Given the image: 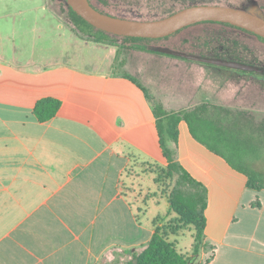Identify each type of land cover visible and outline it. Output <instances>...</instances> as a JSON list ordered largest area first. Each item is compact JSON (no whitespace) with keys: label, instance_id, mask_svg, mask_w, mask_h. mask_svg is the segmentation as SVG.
I'll use <instances>...</instances> for the list:
<instances>
[{"label":"crops","instance_id":"crops-1","mask_svg":"<svg viewBox=\"0 0 264 264\" xmlns=\"http://www.w3.org/2000/svg\"><path fill=\"white\" fill-rule=\"evenodd\" d=\"M16 8L40 20L51 48L44 63L27 35L19 45L0 43V264H115L121 253L129 259L168 207L153 204L140 218L119 187L130 155L166 163L154 103L120 72L71 64L67 58L95 62L104 45L103 62L114 67L117 51L69 37L46 0H0V29L32 30L34 24L11 18ZM172 90L168 110L192 106H176ZM194 95L190 89L183 96ZM49 96L62 106L41 122L34 108ZM179 131L178 160L208 188L205 235L213 249L201 250L192 264H264V189L248 188L245 174L197 140L185 120Z\"/></svg>","mask_w":264,"mask_h":264},{"label":"rangeland","instance_id":"rangeland-1","mask_svg":"<svg viewBox=\"0 0 264 264\" xmlns=\"http://www.w3.org/2000/svg\"><path fill=\"white\" fill-rule=\"evenodd\" d=\"M91 1L97 8L110 14L140 20L161 18L193 3L220 4L248 10L254 9L264 16V0ZM18 4L21 6L20 2ZM22 6H26V4ZM46 8L50 12V17L56 19L66 29L69 37L92 41L91 38L80 34L68 18V3L66 0H46ZM9 10L15 12L11 18L34 25L32 30L29 29V31H20L17 27V29L15 27L0 29V43L19 45L21 36L27 35L32 50L36 54L42 53L43 55L40 61L48 62L51 48L50 39L45 32L46 30L42 31L40 26L37 25L36 20L38 18L32 13L23 16L18 8L13 11ZM83 45L86 44L83 43ZM111 46L116 48L117 51L115 62L118 65L117 68L109 67L106 62H103L101 53L106 48L104 45L98 46L95 62H88L84 58L78 59L77 57L67 58V60L78 67L121 72L126 68L120 66V62L125 59L127 69L142 78L147 86L148 93L157 99L162 98L164 104H168V106L170 104L165 101V98L173 101L174 98L171 93L174 89L176 91L175 97L178 100L176 106L183 105L184 107L189 103L195 106L208 101L246 110L251 112L256 119L264 120V72L226 67L182 56L184 54L235 60L256 65L264 70V41L246 30L230 25L205 22L188 26L167 38L157 40L129 42L122 37H116L115 45ZM84 52L85 50H83ZM145 79L153 82L155 88L159 87L164 91L165 98L163 95L156 93L150 82ZM190 89L196 91V95L192 98H185L183 95ZM130 156V163L126 171L123 172L119 183L120 193L132 204L136 214L141 218L150 208L153 209L152 205L156 203L154 198L146 202L147 197L155 193L159 197L163 191L156 190L154 174L147 173L141 168L144 161L133 155ZM252 166L264 172V157L255 160ZM169 186H172L171 182ZM158 205H161L160 207L164 211L168 204L165 200L160 199ZM193 243L194 239L191 233L179 238V248L189 255L193 253ZM122 254L116 256L115 264H124L128 259V254Z\"/></svg>","mask_w":264,"mask_h":264},{"label":"trees","instance_id":"trees-1","mask_svg":"<svg viewBox=\"0 0 264 264\" xmlns=\"http://www.w3.org/2000/svg\"><path fill=\"white\" fill-rule=\"evenodd\" d=\"M67 16L80 34L98 43L115 45L116 37H122L129 42L157 40L118 36L100 30L81 17L69 4ZM206 22L236 27L229 23ZM256 36L264 41L263 37ZM125 65V59H122L120 66ZM117 67L115 63L114 68ZM120 73L148 92L128 71L124 69ZM150 98L154 103L156 126L166 163L143 160L141 168L147 173L154 174L156 190L163 191L159 197L156 193L148 196L146 202L154 198L155 204L158 205L159 200L163 199L168 207L165 212H159L154 219L155 231L151 239L139 250H134L124 264H192L201 250L213 249L205 235L208 188L178 160L179 124L181 120H185L197 140L209 150L222 156L232 168L245 174L248 188L262 190L264 189V172L254 168L252 163L264 157V120L256 119L246 110L208 101L180 110H168L160 99L151 95ZM61 106V99L43 97L37 101L34 113L39 121L47 122L56 116ZM253 205L260 207L261 200L257 198ZM187 233H191L194 239L192 255L179 248V238ZM209 260L210 258L207 262Z\"/></svg>","mask_w":264,"mask_h":264},{"label":"water","instance_id":"water-1","mask_svg":"<svg viewBox=\"0 0 264 264\" xmlns=\"http://www.w3.org/2000/svg\"><path fill=\"white\" fill-rule=\"evenodd\" d=\"M67 3L96 28L118 36L164 38L179 30L206 21L229 23L264 38V16L254 9H242L220 4L197 3L167 16L140 20L116 16L97 9L90 0H66ZM205 62L253 72H264L256 65L225 59L182 55Z\"/></svg>","mask_w":264,"mask_h":264}]
</instances>
